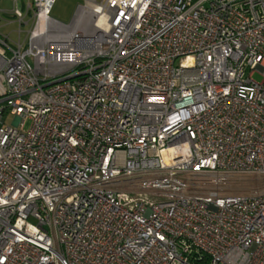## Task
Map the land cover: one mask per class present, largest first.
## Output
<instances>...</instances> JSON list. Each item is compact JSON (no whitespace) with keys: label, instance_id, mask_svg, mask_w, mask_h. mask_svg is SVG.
I'll return each mask as SVG.
<instances>
[{"label":"built area","instance_id":"obj_1","mask_svg":"<svg viewBox=\"0 0 264 264\" xmlns=\"http://www.w3.org/2000/svg\"><path fill=\"white\" fill-rule=\"evenodd\" d=\"M53 1L0 32V264H264V0Z\"/></svg>","mask_w":264,"mask_h":264},{"label":"rangeland","instance_id":"obj_2","mask_svg":"<svg viewBox=\"0 0 264 264\" xmlns=\"http://www.w3.org/2000/svg\"><path fill=\"white\" fill-rule=\"evenodd\" d=\"M85 1L87 0H54L50 5L49 14L59 22L69 23L76 8L79 5H83ZM21 2L22 0H18L19 6H21ZM13 4V0H0V32L9 34L12 39H16L17 33L13 30L17 29V24L14 23V17L8 14ZM22 30H26V28L23 27ZM21 37H24V32ZM253 78L256 81H261L262 75L259 72H255ZM12 120V117L5 116L4 124H10L13 122ZM227 180L230 181L229 184H231L232 190L246 193L254 192L255 190L250 185L257 183V180L251 176L230 175Z\"/></svg>","mask_w":264,"mask_h":264},{"label":"bare ground","instance_id":"obj_3","mask_svg":"<svg viewBox=\"0 0 264 264\" xmlns=\"http://www.w3.org/2000/svg\"><path fill=\"white\" fill-rule=\"evenodd\" d=\"M169 150H171V149H169ZM173 150V149H172Z\"/></svg>","mask_w":264,"mask_h":264}]
</instances>
